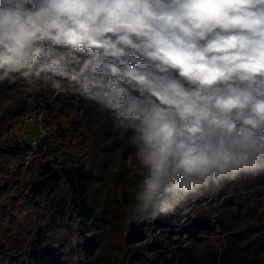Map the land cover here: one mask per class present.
Returning <instances> with one entry per match:
<instances>
[{
    "label": "clouds",
    "instance_id": "clouds-1",
    "mask_svg": "<svg viewBox=\"0 0 264 264\" xmlns=\"http://www.w3.org/2000/svg\"><path fill=\"white\" fill-rule=\"evenodd\" d=\"M3 80L130 133L133 215L264 172V0H0Z\"/></svg>",
    "mask_w": 264,
    "mask_h": 264
},
{
    "label": "trees",
    "instance_id": "trees-1",
    "mask_svg": "<svg viewBox=\"0 0 264 264\" xmlns=\"http://www.w3.org/2000/svg\"><path fill=\"white\" fill-rule=\"evenodd\" d=\"M7 84L20 89L28 111L43 115L48 132L37 149L33 150L30 140L8 137L0 130V255L14 259V263L7 264H76L50 241L49 234L55 229V223L34 230L30 237H26L25 247L21 251L3 245L5 231L2 230L6 225L21 228V222L14 215L20 200L18 194H24L34 201L39 195H48L50 183L56 182L64 186L68 196L58 210L59 222L75 223L72 232L76 251L80 257L84 252V231L88 229L85 223V197L95 174L91 167L79 162L86 158L90 148L85 128L88 115L82 104V96L75 92L54 95V90L45 85H41L39 91H26L28 86L22 80L14 83L0 81V94ZM65 100L71 101L72 109ZM72 114L76 117L71 119ZM66 118L70 119L68 124L63 122ZM18 122L15 119V123ZM31 155L32 161H37L43 178L33 183L30 189H24L22 185L27 176L25 164ZM66 159L77 164V176L71 181L61 167ZM262 175L263 172L257 175L242 174L235 180L226 181L215 191L190 196L167 214L149 213L144 217L133 215L132 200L126 217L124 238L135 235L146 237L147 249L157 250L149 258L151 264L159 262L161 256H165L163 264H186L185 260L190 264L188 257L193 255L191 245L194 239L207 235L216 240L224 233L233 231V222L237 218L234 211L240 210L242 206L250 211L258 206L260 197L264 199Z\"/></svg>",
    "mask_w": 264,
    "mask_h": 264
},
{
    "label": "rangeland",
    "instance_id": "rangeland-1",
    "mask_svg": "<svg viewBox=\"0 0 264 264\" xmlns=\"http://www.w3.org/2000/svg\"><path fill=\"white\" fill-rule=\"evenodd\" d=\"M48 85H45L47 88ZM48 88H50L48 86ZM45 89V88H44ZM44 91L47 92V89ZM70 109L71 101L65 100ZM82 104L88 115L86 131L89 137V152L81 163L94 170L95 179L86 194L85 250L79 256L73 238L75 223L59 222L58 210L64 205L67 193L64 186L52 182L48 195H39L32 201L24 194H18L19 204L14 215L21 222V228L6 225L3 245L14 250L25 247L26 237H30L39 226L55 223L49 234L50 241L61 253L76 264H151L149 258L157 253L156 248L147 249V238L135 235L124 238L126 217L133 200L136 183L142 170L135 159V148L128 140V134L113 128L109 114L102 111L94 102L82 97ZM16 116V118H14ZM35 120L26 123L27 117ZM72 114L70 118H75ZM15 119L19 120L15 123ZM70 119H63L68 124ZM43 115L28 111L26 99L15 85H4L0 94V130L8 137L25 139L24 134L37 135ZM37 149V148H36ZM33 149V150H36ZM27 176L22 188L30 189L33 183L43 178L37 161L32 155L26 160ZM72 160L66 159L61 167L71 181L77 176ZM75 179V178H74ZM264 187V172L261 178ZM19 193V192H18ZM234 230L214 238L201 235L192 241L193 255L188 257L190 264H264V199L260 197L258 206L246 211L244 206L235 210ZM233 212V213H234ZM8 224V223H7ZM159 251H162L161 249ZM156 264H163L165 256ZM10 260V261H9ZM14 263L11 256L0 255V264ZM188 264L187 260H185Z\"/></svg>",
    "mask_w": 264,
    "mask_h": 264
},
{
    "label": "built area",
    "instance_id": "built-area-1",
    "mask_svg": "<svg viewBox=\"0 0 264 264\" xmlns=\"http://www.w3.org/2000/svg\"><path fill=\"white\" fill-rule=\"evenodd\" d=\"M35 120V117L34 116H30V117H27L26 119V123H29L31 121ZM24 134V138L25 139H28L31 141V144H32V148L33 149H36L42 142L46 132L42 126V124L39 126L38 128V133L37 135H27L26 133H23ZM23 139V138H22Z\"/></svg>",
    "mask_w": 264,
    "mask_h": 264
}]
</instances>
